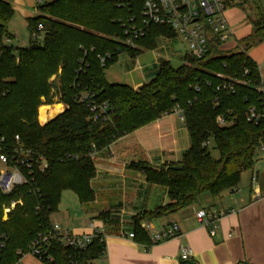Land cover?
I'll use <instances>...</instances> for the list:
<instances>
[{
    "label": "trees",
    "instance_id": "1",
    "mask_svg": "<svg viewBox=\"0 0 264 264\" xmlns=\"http://www.w3.org/2000/svg\"><path fill=\"white\" fill-rule=\"evenodd\" d=\"M239 2L243 6L244 2ZM143 0H52L39 5V13L27 19L30 40L27 46L9 45L13 38L9 22L14 15L12 0H0V134L8 143L16 135L49 161L47 174L36 175L39 192L19 186L11 194L0 192V229L9 240L3 251L4 264H14L16 251L26 250L38 232L52 227V216L59 209L62 193L73 191L80 202L94 199L91 180L96 175L92 152L108 148L119 137L180 111L191 137V146L181 161L154 170L148 162L137 164L148 182L168 189L169 202L153 212L134 216L135 238L149 241L141 228L144 218L168 215L194 204L203 194L220 196L237 190L242 173L253 169L257 146L264 138V123L248 122L245 111L261 104L255 89L260 82L256 62L249 49L264 41V12L249 15L252 32L238 40L234 49H225L219 37L208 33L209 47L202 57L186 54L184 63L174 67L163 61L154 76L138 90L127 84L111 83L106 69L119 53L137 57L158 46L162 36H173L169 28L153 26L150 33L126 45L125 28L130 17L140 15ZM253 7V6H250ZM252 9L255 10L253 7ZM255 12V11H254ZM120 20V21H119ZM110 54L106 64L101 57ZM249 69L253 85H238L235 92L217 90L229 77H243ZM56 76L52 81V77ZM89 93L97 102H107L109 115L89 119L90 111L78 96ZM58 102L63 112L44 125L38 122V109ZM219 114L235 118V125L220 127ZM211 142L219 156L210 149ZM182 165V169L173 166ZM22 199L2 221L4 203ZM106 220L110 212L98 216ZM106 252L101 236L87 250L75 251L53 240L48 264H98Z\"/></svg>",
    "mask_w": 264,
    "mask_h": 264
},
{
    "label": "crops",
    "instance_id": "2",
    "mask_svg": "<svg viewBox=\"0 0 264 264\" xmlns=\"http://www.w3.org/2000/svg\"><path fill=\"white\" fill-rule=\"evenodd\" d=\"M13 1L14 10L15 8L22 10L26 23L28 18L39 13L36 0L31 1L33 12L23 8L21 2L17 3L15 0L16 2L13 3ZM251 2L255 10L250 7ZM262 5L261 0H246L242 7L235 5L229 8L230 12L226 13V17L234 29L235 43L225 49H234L238 40L252 32L253 23L249 15L259 11L264 12ZM237 10L242 12L235 13ZM159 40L162 39L159 38ZM175 45L161 46L164 53L155 56L151 62L142 63L139 59L141 54L137 57L129 55L131 62L124 65L125 72L116 68L119 61L118 54L116 60L106 69V77L111 83L127 84L138 90L152 79L163 61H169L172 64L175 56L184 62L187 54L186 47L177 49ZM263 45L264 41L253 47L248 54L258 64L260 75L264 79V51L261 48ZM61 104L63 105L61 112H63L65 105ZM190 146L191 137L180 111L163 115L119 137L108 148L97 152L94 159L96 175L91 180L94 199L82 203L73 192L80 202L81 214L75 212L73 217L69 208L61 210V199L59 209L53 214L52 221L58 222L64 230L72 234H74L73 231L86 234L93 232L91 226L94 223L93 219L100 220L97 226L94 224L104 229L106 252L99 259L100 264H190L189 260L184 261L181 258L180 248L183 245L191 247L193 250L191 260L198 264H238L240 262L264 264V196L255 199L251 190L252 175L258 172V185L264 192V168L259 166L264 159L260 153L257 155L253 169L249 170L250 182L243 184L240 181L237 190H226L217 197L206 193L201 195L194 204L178 211L155 218H144L140 221V226L143 222H150L156 230L167 223L175 222L179 226L176 236L152 243L150 232L143 228L149 241L136 239L135 236L130 237V233H135L134 216L153 212L169 202L168 189L148 182L145 172L137 164L148 162L152 166L160 167L164 164L179 162ZM199 210L223 213L218 221L219 229L215 235H211L209 228L197 218L196 213ZM103 212H110L111 218L100 219L98 216Z\"/></svg>",
    "mask_w": 264,
    "mask_h": 264
},
{
    "label": "built area",
    "instance_id": "3",
    "mask_svg": "<svg viewBox=\"0 0 264 264\" xmlns=\"http://www.w3.org/2000/svg\"><path fill=\"white\" fill-rule=\"evenodd\" d=\"M241 1L243 0H143L140 15L138 17H130L127 22L123 42L132 48L137 47V41L146 37L150 33L151 28L157 25L169 28L174 33L173 36L160 37L165 41L161 45L162 47L180 40L186 44L187 54L202 57L209 47V32L216 34L222 45L234 38L235 32L226 17V11ZM36 2L41 5L44 0H36ZM5 42L9 45H14L11 38H6ZM109 57V53L101 57L102 65L106 64ZM257 70L260 82L255 85V89L261 96V104L253 105L245 111L247 121L256 125L264 123V79L260 75L258 64ZM249 73V69H246L243 77H229L222 86L217 87V90L223 88L235 92L238 85H253L251 79L244 77L249 75ZM55 78L56 76H53L52 81ZM58 99L59 95H56L55 100ZM78 100L87 104L90 111L89 119L98 120L108 117L110 108L107 102H97L92 99L89 93L80 94ZM216 122L220 127H225L235 125L237 121L235 118L228 117L225 114H219ZM45 123L40 122L41 125ZM257 151L263 155L264 159V138L259 142ZM96 155V151L91 153L93 159L96 158ZM49 169L50 164L46 156L27 147L19 135L15 136L12 143H8L5 137L0 134L1 193L9 195L17 187L28 185H32L30 192L37 193L40 189L35 184L36 175L47 174ZM258 184L259 173L254 172L251 178V190L255 199L264 196V192L260 190ZM18 204H23L22 199L12 200L10 204L4 203L2 205L3 215L1 220L3 222L9 220L11 212ZM196 214L199 221L209 228L210 234L215 235L219 229L218 221L223 213H209L205 210H199ZM91 226L93 227L92 233L74 235L68 230H64L58 222L52 221L51 229L38 232L26 250L18 249L16 251L17 260L14 264H27L25 260L29 257H33L45 264L53 261V256L50 253L53 240H59L64 245L78 252L87 250L94 238L101 236L104 239V229L96 227L94 223ZM141 227L150 232L152 243H158L164 239L176 236L179 232V226L175 222L167 223L159 230L154 229L150 222H143ZM134 236L135 233H130V237ZM8 240L7 232L0 229V264H4L3 251ZM180 252L184 261L191 260L193 257V250L187 245L181 246ZM70 264H78V262L72 259ZM238 264L248 263L240 262Z\"/></svg>",
    "mask_w": 264,
    "mask_h": 264
},
{
    "label": "rangeland",
    "instance_id": "4",
    "mask_svg": "<svg viewBox=\"0 0 264 264\" xmlns=\"http://www.w3.org/2000/svg\"><path fill=\"white\" fill-rule=\"evenodd\" d=\"M31 1L32 0H17V3L21 2V6L23 8H27L30 10V12H33L34 11V8L32 7V4H31ZM52 0H44V2H50ZM16 2L15 0L13 1V3ZM254 2V1H253ZM253 2L250 3V6L253 5ZM262 2V6L261 8L264 10V0H261ZM23 3V4H22ZM16 5V4H15ZM39 5V4H38ZM230 9H228L226 11V13L230 12L229 11ZM242 11H239L237 10V12L235 13H239ZM9 31L10 33L14 36V39H13V43L15 46H27L29 44V40H30V32L27 28V23H26V18H25V15L22 13V10H20V8H15L14 10V15L13 17L11 18L10 22H9ZM165 41L164 40H159L158 42V47L156 49H152V50H145L141 53V55L139 56V59L142 63H146V62H151L152 60H154V57L155 56H158L160 54H163L164 51L163 49H161V45L164 44ZM166 43H170V42H166ZM235 43V38H231L229 41L223 43V47L224 48H228L230 47L232 44ZM170 44H176L175 46L177 47V49H183L186 47V44L184 42H181L180 40H177L175 42H171ZM175 47V48H176ZM253 48V47H252ZM252 48L249 49V51L251 52ZM264 51V45L261 47ZM118 63L116 65V68H119L121 70V72H125L126 69L124 67V65L126 63H129L131 62V57L129 56L128 53L126 52H121L119 53V56H118ZM184 62L183 60L181 59H178L177 57H173V60H172V65L174 67H178L180 65H182ZM152 69H154V67H151ZM56 103H60L58 102V100H54V103L52 104H44V105H54ZM43 106V105H42ZM63 108V105L61 106ZM40 108V107H39ZM57 116V115H56ZM38 117H39V109H38ZM54 118V117H53ZM38 122L40 124V120L38 118ZM43 123V122H41ZM45 123V122H44ZM214 142H211L210 144V149H211V152L212 154L215 156V157H218L219 156V153L217 151V149H215L214 147ZM259 166H262L264 168V162L260 163ZM250 175H251V172L249 170H246L242 173V176H241V182L243 184H246V182H250ZM62 204L60 206V209L62 210H68V208L70 209V212L72 214V216L74 217V213H79L81 214V209H80V202L78 201L76 195L73 193V191H70V190H66L62 193ZM94 224L97 226V224L100 222V220H98L97 218L96 219H93ZM74 234H83V232H76V231H73ZM100 261L101 260H97V263L100 264ZM25 262L27 264H45V263H42L41 261L33 258V257H29L25 260Z\"/></svg>",
    "mask_w": 264,
    "mask_h": 264
},
{
    "label": "bare ground",
    "instance_id": "5",
    "mask_svg": "<svg viewBox=\"0 0 264 264\" xmlns=\"http://www.w3.org/2000/svg\"><path fill=\"white\" fill-rule=\"evenodd\" d=\"M62 104L61 103H56L54 105H43L40 106L39 108V120L41 122H46L49 119L55 117L62 111Z\"/></svg>",
    "mask_w": 264,
    "mask_h": 264
},
{
    "label": "water",
    "instance_id": "6",
    "mask_svg": "<svg viewBox=\"0 0 264 264\" xmlns=\"http://www.w3.org/2000/svg\"><path fill=\"white\" fill-rule=\"evenodd\" d=\"M182 165H175V166H173V168L174 169H182ZM152 168L154 169V170H157V171H159L160 170V168L159 167H155V166H152ZM118 217H120V215H117ZM128 218H131V216H127ZM189 263L190 264H198L197 262H195V261H192V260H189Z\"/></svg>",
    "mask_w": 264,
    "mask_h": 264
}]
</instances>
